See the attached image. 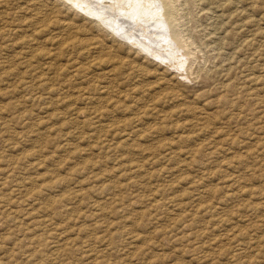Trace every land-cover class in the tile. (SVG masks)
<instances>
[{
	"label": "rangeland",
	"instance_id": "1",
	"mask_svg": "<svg viewBox=\"0 0 264 264\" xmlns=\"http://www.w3.org/2000/svg\"><path fill=\"white\" fill-rule=\"evenodd\" d=\"M155 1L0 0V264H264V0Z\"/></svg>",
	"mask_w": 264,
	"mask_h": 264
},
{
	"label": "bare ground",
	"instance_id": "2",
	"mask_svg": "<svg viewBox=\"0 0 264 264\" xmlns=\"http://www.w3.org/2000/svg\"><path fill=\"white\" fill-rule=\"evenodd\" d=\"M67 1H69V2H71L72 3V5H74V6H77V8H80V10H83V12L85 11V13L87 12L88 14H92V16H94V17H96L98 20H101V19H103V21H104V19H105V21H104V23L105 22H112V20H110L111 18L108 16L109 14H108V12L107 11H109V13L110 12H113V11H115V10H117V8H124V10H128V9H125V8H131L132 10H131V12H133V16H135L134 14H135V12H137V11H143V13H145L144 11H148V10H150V9H153V7H155L156 8V6H157V8H158V12H159V14H163V16H165L166 17V19L169 21L168 23H169V25H170V33L171 34H169V35H171L172 37H173V39H175V40H177L178 42H179V35H178V33L176 32V30H174V27H173V21L171 22V19H173V13H172V7H171V5L168 3V2H166V1H162V3H159V1L157 2V1H155V0H114V3H113V1H112V3L110 4V5H103L104 3H102V1L103 0H67ZM106 3V2H105ZM103 6H105V10H101L100 9V7H103ZM156 8V9H157ZM120 10H122V9H120ZM125 12V11H124ZM127 12H129V11H127ZM149 12V11H148ZM152 12V11H151ZM150 12V13H151ZM123 13V12H122ZM138 13V12H137ZM149 13V14H150ZM153 13V12H152ZM146 14V13H145ZM131 15V16H132ZM139 15V14H138ZM137 15V16H138ZM143 15V14H142ZM148 15V14H147ZM132 16V17H133ZM140 16V15H139ZM144 16V15H143ZM143 16H141V17H143ZM146 16V15H145ZM129 17V16H128ZM117 18V17H116ZM107 20V21H106ZM124 20H126V19H124ZM102 21V22H103ZM113 21H114V19H113ZM99 22H101V21H99ZM126 24V23H125ZM103 25V24H102ZM113 25V24H112ZM111 25V26H112ZM130 26V25H129ZM141 26V25H140ZM108 27H110V24H109V26ZM115 27V26H114ZM119 27V26H118ZM132 27V26H131ZM167 27V26H166ZM116 28V27H115ZM126 28H128V27H126ZM142 28H143V26H142ZM114 29V28H113ZM109 30V29H108ZM120 30V29H119ZM122 30V29H121ZM140 30H143V29H140ZM149 30V29H148ZM11 31V30H10ZM125 30L123 29L122 30V32L120 33L121 35H123V36H125L126 38H129V40H133V39H135L137 36H135V38H133V36L131 37V35H129L130 37H127V34L125 33V34H123V32H124ZM112 32V31H111ZM116 32V31H115ZM117 32H118V29H117ZM128 33V32H127ZM118 34V33H117ZM117 37V36H116ZM122 37V36H121ZM137 40V39H136ZM128 41V40H127ZM134 41V40H133ZM139 45H140V47L142 46V48L144 47V46H146L147 47V51L149 52V53H151V54H153V53H157L158 54V47H157V45H156V47L154 46V45H152V44H149L147 41H144L143 39H139L138 41H136ZM180 43H182V42H180ZM135 44V43H134ZM145 47V48H146ZM140 49V48H139ZM176 49V48H175ZM109 51V50H108ZM162 52V51H161ZM179 52V51H178ZM173 54V53H172ZM161 55V54H160ZM169 56V54L167 55V57ZM177 59V58H176ZM173 60H175V59H173ZM170 61H172V60H170ZM177 61V60H176ZM174 63H175V61H174ZM186 64L188 63V62H185ZM189 64V63H188ZM178 65V64H177ZM190 65V64H189ZM184 142V141H183ZM227 199V198H226ZM258 200V199H257ZM259 201V200H258ZM166 202V201H165ZM257 202V201H256ZM255 201H254V203H253V201H249V202H247V203H245L244 205H248V208H251L252 210H257V209H259V207L258 206H260V204H258V203H256ZM260 202V201H259ZM159 203V202H158ZM157 203V204H158ZM162 206V205H161ZM165 206V205H164ZM181 206V205H180ZM260 207H262V206H260ZM160 208V207H159ZM208 208H211V207H207V209ZM212 208H213V206H212ZM247 210V209H246ZM245 210V211H246ZM250 211V210H249ZM251 213H252V211H251ZM259 213H261V212H259ZM185 214H182L181 215V217L183 218V216H184ZM260 215H262V214H260ZM186 216V215H185ZM255 216V215H254ZM261 217V216H260ZM220 219L219 220H217L215 223H214V226L216 227V226H218L219 224H220V226H221V224H223L224 225V223L226 222L222 217H219ZM260 219V218H259ZM187 221V220H186ZM198 222V221H197ZM262 222V221H261ZM186 223H188V222H186ZM254 223H255V221H254ZM253 223V224H254ZM263 223V222H262ZM261 223V224H262ZM194 224V223H193ZM199 224V222L197 223V225ZM183 225V224H182ZM185 225H187V224H185ZM188 226H190V224L188 225ZM257 226V225H256ZM182 228V227H181ZM193 228H195V226L193 227ZM256 228V227H255ZM191 231V230H190ZM193 231V230H192ZM242 235L243 234V231H240V232H238L236 235ZM184 235V234H183ZM247 235H248V233H247ZM264 235V234H263ZM243 236V235H242ZM249 236V235H248ZM248 236H246V237H248ZM259 238V237H258ZM235 239H237V238H235ZM256 240V238H254L253 237V239H252V241H255ZM239 241V240H238ZM249 241V240H248ZM251 241V242H252ZM260 243V242H259ZM256 244V242H254V245ZM263 244V243H262ZM253 245V246H254ZM264 247V246H263ZM262 247V248H263ZM200 248H202V247H200ZM252 248H254V247H252ZM261 248V249H262ZM258 249V248H257ZM261 252H263V251H258L257 253H255L253 256H255V257H259V255L261 254ZM241 254V253H240ZM239 254V255H240ZM263 254V253H262ZM263 257V256H262ZM261 258V257H260ZM257 258H255V260H256ZM244 260V259H243ZM254 259H251V261H249L250 263L251 262H254L255 261ZM248 262V261H247Z\"/></svg>",
	"mask_w": 264,
	"mask_h": 264
}]
</instances>
